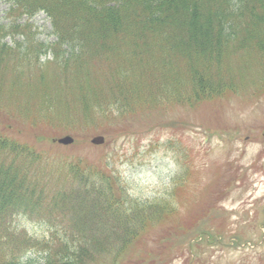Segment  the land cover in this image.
Returning <instances> with one entry per match:
<instances>
[{"label":"trees","instance_id":"1","mask_svg":"<svg viewBox=\"0 0 264 264\" xmlns=\"http://www.w3.org/2000/svg\"><path fill=\"white\" fill-rule=\"evenodd\" d=\"M6 1L15 20L0 25V82L32 93L37 77L36 91L52 109L29 112L34 127L66 115L75 136L107 133L90 105L110 107L152 86L179 93L168 91L185 81L195 96L209 98L215 75L230 74L241 53H260L264 66V0ZM39 12L50 20L54 41H4L25 37L30 23L16 17ZM40 53L50 58L41 61ZM6 135L0 133V264H121L126 253L131 264H167L171 256L150 252L147 260L128 250L143 245L150 225L177 213L171 199H132L114 169L81 158L60 160L61 170L53 171L51 154ZM19 214L49 215L50 237L14 228Z\"/></svg>","mask_w":264,"mask_h":264},{"label":"rangeland","instance_id":"2","mask_svg":"<svg viewBox=\"0 0 264 264\" xmlns=\"http://www.w3.org/2000/svg\"><path fill=\"white\" fill-rule=\"evenodd\" d=\"M10 5L0 0V25L15 20L14 15L8 17ZM16 22H29L30 27L23 39L6 37L9 44L27 38L47 45L56 39L44 12L16 17ZM40 54L41 61L50 58L48 53ZM260 56L258 52L238 55V65L230 74L215 75L217 89L211 90L209 98L195 96L182 78L185 82L168 91L179 93L162 94L152 86L110 107L104 102L92 104L101 117L96 124L108 132L74 135L75 142L69 146L53 142L71 134L64 124L66 115L40 119L46 125L28 123L29 112L43 109L46 114L52 109L36 91L37 77L32 93L27 86L16 92L9 82H0V102L6 111L0 114V133L51 154L53 171L60 160L81 158L103 170L114 169L132 199L141 203L171 199L177 213L144 231L148 243L144 240L142 246L128 250L137 256L147 260L150 252L154 257L171 256L167 264H264V66ZM149 80L146 85L152 84ZM63 107L68 109V104ZM100 134L105 142L92 144V137ZM49 217L19 214L13 227L35 238H49ZM55 218L59 221L60 216ZM181 218L183 226L178 229ZM119 261L131 264L128 253Z\"/></svg>","mask_w":264,"mask_h":264},{"label":"water","instance_id":"3","mask_svg":"<svg viewBox=\"0 0 264 264\" xmlns=\"http://www.w3.org/2000/svg\"><path fill=\"white\" fill-rule=\"evenodd\" d=\"M57 141L61 144L68 145V144H71L74 142V138L70 135H67V136L58 138ZM104 141H105V138L101 135L94 137L92 140V142L95 144H102V143H104Z\"/></svg>","mask_w":264,"mask_h":264}]
</instances>
